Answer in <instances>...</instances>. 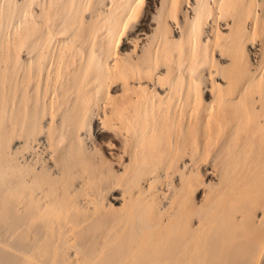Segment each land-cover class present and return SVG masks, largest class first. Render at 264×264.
Returning a JSON list of instances; mask_svg holds the SVG:
<instances>
[{
	"label": "bare ground",
	"instance_id": "6f19581e",
	"mask_svg": "<svg viewBox=\"0 0 264 264\" xmlns=\"http://www.w3.org/2000/svg\"><path fill=\"white\" fill-rule=\"evenodd\" d=\"M263 253L264 0H0V264Z\"/></svg>",
	"mask_w": 264,
	"mask_h": 264
},
{
	"label": "rangeland",
	"instance_id": "374dc122",
	"mask_svg": "<svg viewBox=\"0 0 264 264\" xmlns=\"http://www.w3.org/2000/svg\"><path fill=\"white\" fill-rule=\"evenodd\" d=\"M155 2V1H154ZM154 7V6H153ZM154 9V8H153ZM96 130H98V127H96ZM165 201V200H164ZM263 258V259H262ZM259 262H258V264H260V263H264V253H263V257L261 256L260 257V260H258ZM262 261V262H261Z\"/></svg>",
	"mask_w": 264,
	"mask_h": 264
}]
</instances>
